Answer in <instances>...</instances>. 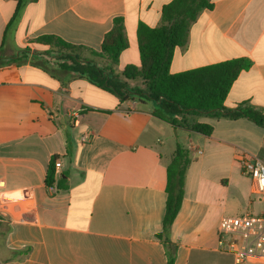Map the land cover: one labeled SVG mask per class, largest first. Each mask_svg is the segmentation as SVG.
Returning <instances> with one entry per match:
<instances>
[{"label": "crops", "instance_id": "crops-1", "mask_svg": "<svg viewBox=\"0 0 264 264\" xmlns=\"http://www.w3.org/2000/svg\"><path fill=\"white\" fill-rule=\"evenodd\" d=\"M171 1L37 0L7 30L17 0H0V48L7 56L17 47L46 50L31 41L55 35L100 51L114 19L122 18L129 45L116 66L121 73L141 64L138 26H161ZM212 2L186 46L175 49L170 72L248 58L251 67L224 105L247 102L264 111V0ZM49 61V70L29 62L0 69V264H168L164 241L176 245L174 264H235L219 244V223L264 215V195L255 193L237 158L247 151L264 161V128L247 118L201 114L184 119L211 125L210 136L174 129L152 114L156 103L121 102ZM178 144L191 150L192 162L181 209L165 232L167 167ZM54 156L67 190L46 184Z\"/></svg>", "mask_w": 264, "mask_h": 264}, {"label": "trees", "instance_id": "trees-1", "mask_svg": "<svg viewBox=\"0 0 264 264\" xmlns=\"http://www.w3.org/2000/svg\"><path fill=\"white\" fill-rule=\"evenodd\" d=\"M37 0H17L16 9L8 26L18 19L22 10ZM212 0H172L162 8V25L150 27L144 23L138 26L137 38L140 51V66L128 65L118 73L116 66L121 53L129 43L122 18H115L113 28L102 43L100 51L88 50L91 55L106 61L100 66L96 61L82 59L79 51L84 47L73 45L55 35H43L31 41L48 47L46 50L33 49L30 46L19 48L16 53L7 56L3 46L0 48V69L25 64L27 62L49 70V58L55 66L67 73L86 78L95 86L104 89L119 98L121 102L138 98L157 104L152 114L170 123L174 129L184 128L205 136H210L213 127L201 122H188L186 115H209L215 118H247L264 128V111L241 103L234 109L225 107L228 93L240 73L251 67L248 58H238L224 62L172 74L171 63L175 49L188 43L192 24L205 10H211ZM86 50V49H85ZM129 81H140L137 87H130ZM181 117V119H180ZM54 156L48 166L46 184L56 186L58 190L69 188L67 174L56 176ZM192 162L191 150L178 144L171 162L167 167V203L163 230L167 232L179 213L185 196V178ZM162 239V235H158ZM168 264H174L176 245L164 241Z\"/></svg>", "mask_w": 264, "mask_h": 264}, {"label": "built area", "instance_id": "built-area-1", "mask_svg": "<svg viewBox=\"0 0 264 264\" xmlns=\"http://www.w3.org/2000/svg\"><path fill=\"white\" fill-rule=\"evenodd\" d=\"M243 173L255 183V193L264 195V161L242 151L237 154ZM56 169L61 162H55ZM55 192V186H49ZM219 244L235 256V264H248L253 257L264 259V215L245 214L243 216H224L219 223ZM231 237V240H226ZM240 239L246 243L239 245Z\"/></svg>", "mask_w": 264, "mask_h": 264}, {"label": "rangeland", "instance_id": "rangeland-1", "mask_svg": "<svg viewBox=\"0 0 264 264\" xmlns=\"http://www.w3.org/2000/svg\"><path fill=\"white\" fill-rule=\"evenodd\" d=\"M19 49V47H17V49H16V51ZM79 55L81 56V58L82 59H87V57H93V58H96V57H94L93 55H91L89 52H87V51H85V50H80L79 51ZM105 65V64H104ZM103 65V66H104ZM117 71V70H116ZM138 83L137 85H136V87L137 86H139L140 84H141V82L140 81H129V83ZM140 83V84H139ZM201 119V118H200Z\"/></svg>", "mask_w": 264, "mask_h": 264}]
</instances>
